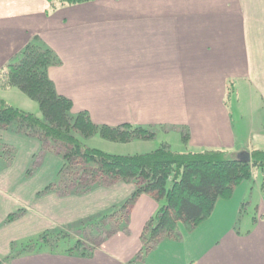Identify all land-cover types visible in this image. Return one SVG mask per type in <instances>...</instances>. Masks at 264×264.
I'll use <instances>...</instances> for the list:
<instances>
[{
    "label": "crops",
    "instance_id": "0c3cea01",
    "mask_svg": "<svg viewBox=\"0 0 264 264\" xmlns=\"http://www.w3.org/2000/svg\"><path fill=\"white\" fill-rule=\"evenodd\" d=\"M29 45L59 60L49 76L57 93L72 100L74 114L86 111L113 126L146 128L151 118L160 127H180L187 152L220 149L237 157L264 149L263 129L246 135L239 127L238 95L226 105L229 86L242 85L247 108L254 103L264 115V0H92L54 11L48 0H0V71ZM127 183L94 184L80 194L57 190L56 183L44 192L36 188L45 198L36 208L43 220L38 230L62 229L66 206L76 207L72 222L94 223L100 199L109 193V207L120 204ZM248 191L242 183L197 228L181 226L179 239L149 249L144 231L163 202L142 195L93 240L64 249L41 237L15 250L11 239L0 255L5 264H264V199L259 217L239 227ZM87 198L96 207H85Z\"/></svg>",
    "mask_w": 264,
    "mask_h": 264
},
{
    "label": "trees",
    "instance_id": "16d2710c",
    "mask_svg": "<svg viewBox=\"0 0 264 264\" xmlns=\"http://www.w3.org/2000/svg\"><path fill=\"white\" fill-rule=\"evenodd\" d=\"M48 1L50 10L54 11L92 0ZM58 63L49 49L29 45L17 62L1 69L0 89H20L39 104L43 118L21 111L0 98V129L15 123L18 133L24 131L42 141L59 144L64 170H77L88 183L134 182L136 189L121 208L122 212L129 211L142 195L163 202L145 228L147 249L163 239H179L181 226L187 231L194 230L211 217L220 200L231 199L242 183L252 180L256 169L264 171V149L251 151V159L247 161L225 150L180 153L166 144L151 153L134 156L112 155L86 147L82 137L99 134L105 140L129 143L136 139L152 140L156 134L149 128L129 123L98 124L86 111L74 114L72 100L57 93L49 76L50 68ZM170 179L173 184L168 188ZM51 236L42 238L51 248L64 238L57 235L51 240Z\"/></svg>",
    "mask_w": 264,
    "mask_h": 264
},
{
    "label": "rangeland",
    "instance_id": "374dc122",
    "mask_svg": "<svg viewBox=\"0 0 264 264\" xmlns=\"http://www.w3.org/2000/svg\"><path fill=\"white\" fill-rule=\"evenodd\" d=\"M236 95H238L237 99H241L242 101V104L240 103L239 106H243V109L241 108L240 110H243L241 112L244 115V120L241 121L239 118L240 129H242V125L245 129L247 128L245 130L246 135L248 134V130L252 128L256 131L258 129L264 130L263 112L253 108L256 106L254 103H248L247 108L245 101L248 94L247 91L245 92V86L230 85L226 105L232 107ZM0 98L21 111L43 118L39 104L27 97L18 88L0 89ZM234 119L239 122L238 116H234ZM153 121L151 118L146 121V124L149 126L146 128H150L156 133L155 138L152 140L136 139L129 143H119L105 140L99 134L93 137H82L81 140L88 148L119 156L151 153L164 144L169 145L170 149L174 152H187L186 142L181 136L180 127H177V131L172 126H169V128L160 127V125ZM16 128V124L12 123L9 127L0 129V249L4 248L5 250H7L6 244L10 243L11 239L16 241L15 250H17L23 244L41 240V237H44L45 233L38 230V228L42 229L43 225L41 222L43 220L41 213L38 210L36 211V208H38L40 201L45 198L39 196L38 193H34L36 188L41 187V191L44 192L50 188H54L52 185L56 183V185H61L60 187L58 186L57 190L62 188V191L67 194L72 191V188H75L76 192L80 194L85 193L90 186L94 185V183H88L86 177L81 179V173H78L77 170L72 171L71 168L64 170L63 151L58 146L59 144H54L52 140L42 141L36 136L26 135L24 131L18 133ZM246 135H242L245 140ZM38 141L41 143V146ZM190 150L194 149L190 148ZM46 157L47 161L45 160ZM59 158L62 159V162ZM49 159L51 160L49 161ZM46 183L48 184L46 185L47 187H45ZM245 183L249 186V191L245 197L246 206H242L241 209L242 215L240 219L242 222L239 224L240 228L250 225L254 217H259L258 207L263 203L262 200L264 199V171L256 169L253 179L245 181ZM95 184L109 185V183L101 181ZM172 184V179H170L168 181V188ZM127 189V197L120 204L109 207L108 203L113 198L109 193L105 194L107 197L100 199L103 203L98 208H101L102 211L93 215L96 218L93 220L94 223L86 220V223L81 226L79 222H72L70 220L76 207L69 208L66 206V209H62V218L65 217L61 222L64 224L63 228L54 229L51 232L52 236L64 235V238L59 240V242L61 241L59 248H73L80 240H91L93 234L95 236V233L106 232L112 222L111 218L122 213L121 208L133 195L136 189L134 182H128ZM95 199L99 201V198ZM75 201L79 203L84 201V198H79ZM87 201L89 203H85V207L95 206L88 198ZM103 206L107 207L102 208ZM80 208H84V206ZM58 222L60 223V221ZM52 236L51 240L53 239ZM152 246L150 245L149 248ZM0 253H2L1 250ZM0 260L2 261V255H0ZM1 264H5L4 260Z\"/></svg>",
    "mask_w": 264,
    "mask_h": 264
},
{
    "label": "water",
    "instance_id": "95a60500",
    "mask_svg": "<svg viewBox=\"0 0 264 264\" xmlns=\"http://www.w3.org/2000/svg\"><path fill=\"white\" fill-rule=\"evenodd\" d=\"M238 157L247 161H250L251 159V155L248 152L241 153Z\"/></svg>",
    "mask_w": 264,
    "mask_h": 264
}]
</instances>
